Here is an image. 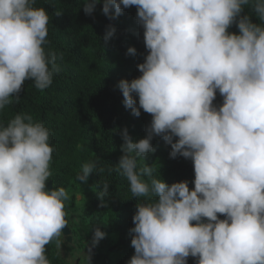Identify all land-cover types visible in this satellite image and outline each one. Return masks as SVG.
Segmentation results:
<instances>
[{
	"label": "clouds",
	"instance_id": "obj_1",
	"mask_svg": "<svg viewBox=\"0 0 264 264\" xmlns=\"http://www.w3.org/2000/svg\"><path fill=\"white\" fill-rule=\"evenodd\" d=\"M99 2L84 0L85 14ZM35 3L0 0V109L19 99L26 80L44 90L61 71L57 54L44 47L49 14ZM246 5L259 23L241 15ZM122 6H136L148 52L137 65L141 75L118 87L134 116L141 108L152 116L145 137L120 132L116 170L143 198L127 264H187L189 256L197 264H264V0H103L101 10L115 18ZM233 23L238 34L228 31ZM114 32L109 26L105 39ZM154 135L171 145L170 157L192 160V189L154 178L146 163L138 167V158L155 151ZM49 140L27 113L0 125V264H50L46 245L56 238L60 246L70 197L64 187L46 190ZM96 167V160L85 163L76 179L86 181ZM108 186L98 194L102 203ZM104 236L95 227L92 243Z\"/></svg>",
	"mask_w": 264,
	"mask_h": 264
},
{
	"label": "trees",
	"instance_id": "obj_2",
	"mask_svg": "<svg viewBox=\"0 0 264 264\" xmlns=\"http://www.w3.org/2000/svg\"><path fill=\"white\" fill-rule=\"evenodd\" d=\"M83 3L84 0H36L35 6L44 7L50 18L45 50L57 54L61 71L53 74L52 84L44 90L36 89L32 80H26L19 99L13 98L11 104L0 109V125H6L17 114L27 113L49 130V144L54 151L48 181L69 193L66 219L71 240L86 239L99 227L105 233L107 248L103 255L97 256L99 264H127L134 254L129 229L134 227L132 217L143 198L133 197L126 177L116 170L123 155L120 132L127 128L133 141L143 138L152 116L142 108L140 115L134 116L124 106L118 82L141 75L137 65L143 63L148 50L143 27L137 22L136 6H122L121 14L109 18L101 10L103 0L90 15L85 14ZM58 11L60 15H56ZM241 15L259 23L250 6H244ZM109 26L115 32L105 39ZM228 31L239 33L235 23ZM129 47L136 49L134 55L128 53ZM135 99L139 107L138 97ZM213 103L217 107L223 103L218 91ZM151 144L155 151L148 153L145 161L138 158V167L146 163L154 168V178L169 185L187 181L192 189L195 175L192 160L180 155L170 157L171 145L162 136L154 135ZM93 160L97 162L96 170L86 181H78L77 173ZM104 182L109 184L108 195L103 198L106 203L98 196ZM45 254L50 264H61L56 238L46 245ZM197 259L189 256L187 264H197Z\"/></svg>",
	"mask_w": 264,
	"mask_h": 264
},
{
	"label": "rangeland",
	"instance_id": "obj_3",
	"mask_svg": "<svg viewBox=\"0 0 264 264\" xmlns=\"http://www.w3.org/2000/svg\"><path fill=\"white\" fill-rule=\"evenodd\" d=\"M92 238L93 235L79 240V242H74L73 240L68 242L62 235L59 238L61 243L58 247V256L61 264H99L97 256L103 255L107 250L105 240L102 238L94 245ZM89 246L94 248L92 252H89Z\"/></svg>",
	"mask_w": 264,
	"mask_h": 264
},
{
	"label": "water",
	"instance_id": "obj_4",
	"mask_svg": "<svg viewBox=\"0 0 264 264\" xmlns=\"http://www.w3.org/2000/svg\"><path fill=\"white\" fill-rule=\"evenodd\" d=\"M52 188H53L52 181H48V182L46 183V190L50 191V190H52ZM62 233H63L62 235L65 237V239H66L68 242H70L71 239H72V237H71L70 229L68 228V225L65 226V227L62 229ZM88 250H89V252H92V251L94 250V248H93L92 246H89V247H88Z\"/></svg>",
	"mask_w": 264,
	"mask_h": 264
}]
</instances>
